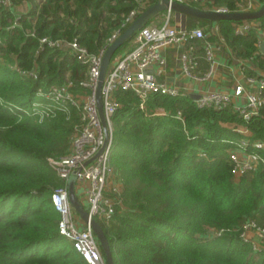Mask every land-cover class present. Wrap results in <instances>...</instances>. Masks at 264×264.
<instances>
[{"label": "trees", "instance_id": "16d2710c", "mask_svg": "<svg viewBox=\"0 0 264 264\" xmlns=\"http://www.w3.org/2000/svg\"><path fill=\"white\" fill-rule=\"evenodd\" d=\"M12 1L14 7L0 4V264H88L59 232L60 215L51 200L64 181L48 157L68 153L76 117L58 112L39 121L31 112L38 88L66 77L79 80L86 66L69 51L40 48L39 38L77 39L97 53L116 30L129 25L122 22L136 2ZM237 2L190 5L235 11ZM22 4L25 11H17ZM171 15L173 23L175 12ZM183 18L185 28H201L211 41L218 39L210 34L216 24L236 58H255L261 65L255 28L236 34L235 26L243 21ZM249 21L264 26V16ZM195 46L202 52L201 40ZM15 65L36 66V78L21 75ZM115 97L119 107L111 117L109 162L121 204H115L109 222L94 217L114 264H264V250L241 237L247 220L264 227V164L234 178L228 155L242 140L250 145L264 140V106L244 121L232 105L198 107L189 94L152 93L143 108L132 91L116 90ZM238 126L251 134L238 132ZM250 145L246 149L253 151ZM258 153L264 158V150Z\"/></svg>", "mask_w": 264, "mask_h": 264}, {"label": "built area", "instance_id": "2783aa9c", "mask_svg": "<svg viewBox=\"0 0 264 264\" xmlns=\"http://www.w3.org/2000/svg\"><path fill=\"white\" fill-rule=\"evenodd\" d=\"M139 1V0H138ZM191 4L201 3L204 0H170ZM242 2V1H241ZM238 2L239 10H254L259 6L260 0H245ZM5 7L13 5L12 0H0ZM257 4V5H256ZM148 0L140 2L131 9L122 22V26L129 24L146 6ZM216 10L230 11L226 7H218ZM236 11V10H235ZM171 11L165 12L164 21L157 26L145 25L139 29L134 38L133 47L116 59L112 60L107 69L101 87L102 108L107 123L109 140L99 155L92 159L104 146L105 133L97 110L95 89L97 86L101 58L105 48L97 53L90 52L81 45L77 39L64 40L42 36L39 38V46L43 48L69 51L86 66L85 76L79 80L66 77L59 84H51L40 87L37 90V99L32 103L31 112L36 114L39 121L54 117L58 112L64 113L66 118L76 117L73 131L70 137V147L67 154L60 157H48L51 168L60 176L64 184L56 187L51 195L52 203L60 215L58 223L59 232L69 239L74 248L82 255L88 264H106L104 255L91 227L85 224L74 211L67 196L66 181L68 176L76 171L75 192L78 199L84 205L91 217H97L109 222L114 214L115 204H121L119 186L113 183V169L109 162V152L112 140L111 117L119 107L115 97L116 90L132 91L140 100L139 106L144 107L148 96L152 93L175 96L178 94H191L174 83L158 78L165 73L166 49L176 48L181 51L180 72L182 75L199 83L207 82L212 78L216 69V56L220 50V44L225 43L216 24L210 28V34L218 39H207L208 34L201 28L181 27L171 24ZM256 30V47L260 51L261 43H264V26L253 21H243L235 26L236 34H244L249 29ZM120 34L115 31L109 38V43ZM33 35V34H32ZM202 41V56L208 67L205 71L199 70V61L196 55L195 41ZM263 54V53H262ZM252 58L243 59L240 68L243 71L245 62ZM154 67V71L150 68ZM14 68L21 74L36 78L37 67L30 70ZM199 97L194 99L198 107H213L223 109L232 105L244 121L259 112L264 106V74L259 76H246L243 82L236 83L231 91L210 90L197 93ZM242 98L244 105H239L235 100ZM27 113V110L16 107ZM180 118V116L178 115ZM238 132L247 130L241 126ZM247 140H242L238 146L228 151L232 162V174L239 178L247 172L255 171L259 165L264 164V158L258 151L264 150V140H253L248 151ZM92 159V160H91ZM87 162L86 164H84ZM257 234L264 239V227L259 226L253 220H247L242 224L241 237L249 242L253 249H263L264 245L257 243L250 236Z\"/></svg>", "mask_w": 264, "mask_h": 264}, {"label": "water", "instance_id": "95a60500", "mask_svg": "<svg viewBox=\"0 0 264 264\" xmlns=\"http://www.w3.org/2000/svg\"><path fill=\"white\" fill-rule=\"evenodd\" d=\"M173 11L176 15H180L182 17L186 15L196 16L198 18H203L212 22L219 20H232V21H249L255 20L262 16H264V3L261 4L257 9L254 10H236V11H221L216 9H204L192 6L187 3H181L177 1L170 0H155L150 5L146 6L139 14L136 16L129 25L125 28L123 32H121L114 40H112L104 50V53L101 58L99 75L97 86L95 89V98L97 104L98 114L101 120V124L105 133V142L104 146L99 150V152L92 158L94 159L97 155L101 153L105 145L109 140V133L107 128V123L105 120V116L102 108V99H101V87L106 75L107 69L109 67L110 62L112 61V57L123 43L131 38V36L136 33L139 29L145 26L148 21L157 15L160 12ZM260 51L264 54V43L260 45ZM159 80V78H158ZM190 96L194 99L199 97L198 94L191 93ZM91 159V160H92ZM85 162L84 164H86ZM72 172L66 181L67 187V196L70 204L72 205L74 211L78 214V216L82 219L85 224H88L96 239L102 249L106 264H114L111 249L109 245V241L103 231L101 225L90 216L87 209L78 199L77 194L75 192V181L77 178V172Z\"/></svg>", "mask_w": 264, "mask_h": 264}, {"label": "crops", "instance_id": "0c3cea01", "mask_svg": "<svg viewBox=\"0 0 264 264\" xmlns=\"http://www.w3.org/2000/svg\"><path fill=\"white\" fill-rule=\"evenodd\" d=\"M173 20L174 25L184 27V18L182 16L175 14ZM179 52L180 50L176 48H170L165 50L164 55L166 57L167 64L165 73L159 77V80H165L167 82L174 83L189 93L197 94L201 91L210 90L231 91L232 87L238 82H243L246 76H259L264 74V54L261 53L262 55L260 56L262 60L261 65L256 62L257 60H255V58H252L251 60L245 62V67L242 71L240 65L243 59L236 58L231 53L230 48L225 42L220 44V50L217 52V66L214 75L207 82L199 83L181 74L179 69ZM196 55L199 61V70L203 72L207 69L208 64L203 59L202 52L199 51L198 47ZM249 72L252 74L249 75ZM235 102L239 103V105H244V100L242 98H240L239 100H235ZM243 134L250 135L251 133L247 130ZM250 236L254 240L259 239L257 234L250 233Z\"/></svg>", "mask_w": 264, "mask_h": 264}, {"label": "rangeland", "instance_id": "374dc122", "mask_svg": "<svg viewBox=\"0 0 264 264\" xmlns=\"http://www.w3.org/2000/svg\"><path fill=\"white\" fill-rule=\"evenodd\" d=\"M135 2H136V6L140 3V2H142V1H144V0H134ZM150 0H148V2H149ZM241 3H243L245 0H239ZM261 2V1H260ZM260 2H259V6L262 4H260ZM192 3H194V4H198V3H196V2H192ZM191 3V4H192ZM201 3H203V2H201ZM257 5V4H256ZM135 6V7H136ZM259 6H255V9H257ZM134 7V8H135ZM15 8H16V10L17 11H19V12H21V10H24L25 11V9H26V6H25V4H22V5H19V6H15ZM133 8V9H134ZM164 18H165V13L164 14H157V15H155L154 17H152L149 21H148V25L149 26H157V25H160L163 21H164ZM174 23V22H173ZM173 23H171V24H173ZM117 31V30H116ZM137 33V32H136ZM136 33H134L132 36H131V40H130V42L128 43V45L125 47V48H123L122 49V52L121 53H123V52H125L126 50H128L131 46H133V40H134V38H135V36H136ZM56 39H64V40H69V39H67V38H56ZM172 49V48H171ZM120 53V54H121ZM179 53H181V51L179 52ZM119 55V54H118ZM118 55H116L115 56V58L114 59H116L117 57H118ZM113 59V60H114ZM150 70L151 71H154V67H151L150 68ZM112 181H113V183H114V179L112 178ZM84 205H85V207L87 208V204H85L84 203ZM259 238V237H258ZM254 240V239H253ZM256 243H257V245H264V239L263 238H259V239H256V240H254ZM253 248V247H252Z\"/></svg>", "mask_w": 264, "mask_h": 264}]
</instances>
